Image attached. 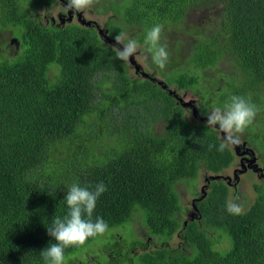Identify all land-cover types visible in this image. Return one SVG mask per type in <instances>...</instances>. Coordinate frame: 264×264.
<instances>
[{
    "label": "trees",
    "instance_id": "trees-1",
    "mask_svg": "<svg viewBox=\"0 0 264 264\" xmlns=\"http://www.w3.org/2000/svg\"><path fill=\"white\" fill-rule=\"evenodd\" d=\"M112 1L105 3L115 14L105 27L108 43L95 24L61 26L33 16L35 8L53 9L54 0H0V264H45L40 252L55 243L47 226L67 214L68 187L100 182L107 191L92 219L102 217L108 229L65 249V264H264V182L254 185L250 210L230 214L231 188L212 181L198 204L201 218L187 226L180 221L177 183L193 188L202 169L223 173L235 162V145L218 151L221 132L188 121L156 78L167 74L166 84L179 92L218 93L212 108L242 95L264 112V0ZM156 24L162 37L183 34L173 40L189 50L188 64L168 47L166 67L149 60L145 77L130 61L117 60L112 46H119L117 34L132 39L138 27L134 38L148 49L145 34ZM161 116L171 126L158 136L153 129ZM263 119H255L246 138L262 167ZM137 209L147 235L161 244L151 253L136 231ZM178 233L185 242L173 246ZM138 247L144 252L134 254Z\"/></svg>",
    "mask_w": 264,
    "mask_h": 264
},
{
    "label": "clouds",
    "instance_id": "clouds-1",
    "mask_svg": "<svg viewBox=\"0 0 264 264\" xmlns=\"http://www.w3.org/2000/svg\"><path fill=\"white\" fill-rule=\"evenodd\" d=\"M93 2L94 0H67V6H64L60 0V6L66 12H80L91 7ZM162 32L163 26L156 24L147 30L144 41L148 45V52L151 54L152 62L160 69H164L169 60L167 44L161 43ZM114 40L115 44L119 45L112 46L117 60L128 62L131 57L137 54V41L135 39H126V33L117 34ZM172 93L175 94L174 91H170V94ZM262 96L264 97L263 92ZM257 111L256 105L251 103V97L242 95H232L223 108L217 107L213 109L207 115L205 127L215 129L219 126V131L224 134V139L217 150L223 152L226 147L238 143V134L243 133L252 124ZM213 147L215 145H209V149ZM244 163L247 164L245 161ZM241 169L242 163L239 170ZM239 170H237L238 174L240 173ZM206 181L207 178H205V185H207ZM210 184H208L206 190L207 196L209 194L208 191H210ZM106 191L107 188L103 182L95 186H81L79 183H73L68 187L64 199L68 209L67 214L63 218L55 215L50 225L47 226L48 235L54 238L55 243L49 244L48 247L40 252L45 264H65V249L83 245L89 238L101 235L107 231L108 224L102 217H97L95 220L92 219L97 200ZM203 195L204 191L202 190L200 198ZM200 201L202 200H196L192 206L198 208ZM226 207L230 214H239L242 211V206L236 203H228ZM182 212L179 219L185 226L192 220L201 218L199 216V208L198 213L187 220H184ZM195 216L197 217L194 218ZM160 246L161 244L159 243L155 248ZM153 251L150 245L148 252L151 253Z\"/></svg>",
    "mask_w": 264,
    "mask_h": 264
},
{
    "label": "rangeland",
    "instance_id": "rangeland-1",
    "mask_svg": "<svg viewBox=\"0 0 264 264\" xmlns=\"http://www.w3.org/2000/svg\"><path fill=\"white\" fill-rule=\"evenodd\" d=\"M109 1L110 0H102V1L94 0L93 5L91 7L80 11V13L82 14L81 17L83 20L88 21V22H92V24L97 25L105 33L106 36L109 33V31L105 28L106 23L108 22V19L110 17L115 16L113 11H111V10L109 11L106 9L107 4L105 5V3L109 2ZM96 2H97V4H96ZM111 2H113V1L111 0ZM116 2H117V0L114 1V3H116ZM54 3H55V6L53 9H46V8L37 9V8H35L33 16L34 17L40 16L43 19H45L46 17H52L51 15L56 17L57 14L61 13L65 16H67V18H69L68 11L67 12L64 11L63 7L60 6L59 0H54ZM100 9L105 10L106 12L104 14H102L100 12ZM195 19H196V17H195ZM198 20L200 22L199 18H198ZM75 22H78L79 24L82 25L81 21L79 19H77V17H74L72 21L66 20L63 23H59L58 25L63 26L66 23L74 24ZM92 24L90 26H92ZM90 26H88V27H90ZM139 32H142L141 28L136 27L132 31V35H133L132 39L137 38ZM126 36H130V35L126 34ZM168 37H170L169 32H168L167 36L162 37V40L164 41V43L167 44V47L172 48V49L177 48L181 52V56H178V58H180L181 60H184L183 63H181V64L187 65L188 61L185 59L188 58L189 50L187 48L186 49L183 48L182 50H180L173 40L174 38L181 39L183 37V34H181V33L175 34L174 33L173 39H171V38L168 39ZM161 43H162V41H161ZM136 59H137V62L139 63V65H141L143 67V70L145 73H147L148 70H151V67L149 65V60H151V54L148 52L146 45H144V44L139 45L138 44L137 58ZM220 65L227 69L228 67H230L231 64H230L229 60H224L221 62ZM165 73H166V71H165ZM210 73H212V72L211 71H209L207 73L203 72V74H210ZM130 74H135V72L133 71L132 68H130ZM165 75H167V74H165ZM165 75L161 74L160 72L158 73L159 79L162 80L163 82L167 83L165 81ZM203 84H206L208 86L210 83L207 81H204ZM221 89H222V87H221ZM170 90H176L178 92V94L180 95V100L183 99L185 101V104L191 103L192 101L195 103L197 108H194L192 105H190L189 107H186L183 105L185 108V114H186L185 118L192 123L197 122L195 116L193 115L194 110H195V114L199 113L201 116L207 117V115L213 109H215V107L214 108L211 107L210 102H212L213 99L215 100L218 97V93H216L214 97L205 98L201 95L202 91L191 92L188 90L187 91L184 90L183 92L182 91L179 92L176 86H171ZM263 94H264V91H263ZM200 106H204V111H200V109H199ZM205 106H207V107H205ZM215 106L219 107L220 105L218 103H216ZM261 116H264V112L257 113L252 123L256 122L255 119L257 117H261ZM175 118L176 117H172V120H175ZM200 121H201V119H200ZM262 122H263V124H262L263 126H261V128H262V131H264V119L262 120ZM170 126H171L170 121L168 119L166 120L164 117L161 116L160 120L157 122L153 131L156 135L163 136L168 132ZM248 127L244 130V132H246V135L244 133H240L239 134L240 137L251 136L252 131L254 130V127H256V125L255 124H254V126L249 125ZM221 138H222V136H221ZM261 142H264V141H261ZM239 144H240V147L242 148V150H239L237 152L235 150V148L233 147L234 153L236 155L235 162L229 167V169H227L223 173L215 175L212 173H207L206 170L202 169L199 173V175H200L199 179L197 180V183L193 188H192V185H193L192 182L190 183L187 181H185V182L180 181L177 183L176 192L180 197V206H181L180 210H184L182 212V216H183L184 220L192 218L196 213H198V208L193 207L192 205H194V202L196 200H199V199L202 200L203 199V196L200 198V193H202V190L204 188L205 178H211V177H217V176L222 177L220 180H224L228 185L231 186L229 203H236V204L241 205L242 211L240 213H245L246 211L250 210V208L254 205L255 200L257 198V193L254 191V185L255 184H261L264 182V178H260L261 176H264V167H262V165L260 166V164L258 163V158L256 156L257 153L255 154V152H253L251 149L248 148V150H245V151H248V154L245 156H241V157H242V159L249 158L248 155L252 154V155H250L252 158L253 157L257 158V162H256V164H254L257 166L252 168V170H247L243 173H239V181H236V177L234 176V172L236 169L240 168V159H239V157H237V155L240 156L244 151L243 148L245 149L246 148L245 146L247 145L246 143L242 142V140H240V139H239ZM247 165H248V162H247ZM258 175H259V177H258ZM137 210H138V212L135 214V219L138 221V226H136L137 227L136 231H139V233H140V231L143 233H144V231L146 233H148L147 228L144 226V213L141 209H137ZM135 219H133L131 222L135 223L136 222ZM141 225H143V227ZM125 232H126L125 235H127L128 232L127 231H125ZM213 232H208V235L214 237L215 232L214 233ZM179 233L177 235H175L174 239L171 241L173 246H178V245H181L185 242L184 239H179V237H178ZM148 240H149V243H148ZM144 243L151 245V250L153 248H155L157 245H159V241L150 235H148V237H145ZM186 251H187V253H192V249L190 247H188V250H186ZM136 252H139V251L137 250Z\"/></svg>",
    "mask_w": 264,
    "mask_h": 264
},
{
    "label": "water",
    "instance_id": "water-1",
    "mask_svg": "<svg viewBox=\"0 0 264 264\" xmlns=\"http://www.w3.org/2000/svg\"><path fill=\"white\" fill-rule=\"evenodd\" d=\"M81 16H82V14H81V13H78L79 20L81 21V23H82L83 25L90 26V25L92 24V22H88V21L83 20ZM66 20H69V21H72V20H73V12H72V11H69V19L67 18V16H65V17H64V20H63L62 22H65ZM97 27H98V26H97ZM98 29H99V32H100V34L102 35L103 39H105L106 42L111 43V42H112L111 38L108 37V35L106 36L105 33H104L99 27H98ZM107 33H108V32H107ZM136 58H137V54H135L133 57H131V58L129 59L131 65L136 69L137 73L142 72V74H143L145 77H148L149 75L143 71V67H142L141 65H139V63L137 62V59H136ZM153 80H155V79H153ZM160 85H162V88H164V89H167V88H168L167 85H163V82H162V81L160 82ZM172 94H173V93H172ZM179 101L181 102L180 99H179ZM190 105H191V103L184 104V106H186V107H189ZM182 106H183V105H182ZM184 106H183V107H184ZM194 112H195V110H194ZM218 127H219V126H217L216 129H218ZM218 130H219V129H218ZM221 136H222V139H224V134H223L222 132H221ZM234 145H235V148H236L235 150L238 152L239 149H240V147H239V146H240L239 142L236 143V144H234ZM252 153H253V152H252ZM247 154H248V151L243 152L240 156H245V155H247ZM244 161L248 162V165L245 164ZM256 162H257V158H255V157L252 158L251 156H249V158L242 159V169L239 170L240 173H243V172H245V171H247V170H249V169H252V168L256 167L257 165H254V164H256ZM235 177H236V181H239V174H238V171L235 173ZM221 178H222V177H219V176H217V177L207 178V181H206V182H207V185H205L204 188H203V191H204L203 199H205L206 196H207L206 190H207V188H208V184H210L212 181H219ZM260 178H264V176H261ZM203 199H202V200H203Z\"/></svg>",
    "mask_w": 264,
    "mask_h": 264
},
{
    "label": "flooded vegetation",
    "instance_id": "flooded-vegetation-1",
    "mask_svg": "<svg viewBox=\"0 0 264 264\" xmlns=\"http://www.w3.org/2000/svg\"><path fill=\"white\" fill-rule=\"evenodd\" d=\"M59 2H60V0H59ZM61 3L64 5V6H67V0H61ZM73 12V11H72ZM78 13H80V12H73V18L74 17H77V19H79V17H78ZM52 17H46L44 20L46 21V23L48 24V22L50 23V22H52V24H55V25H57V24H59V23H63L62 21L64 20V16L65 15H63V14H61V13H59V14H57L56 15V17H54L53 15H51ZM68 16H69V11H68ZM69 19V18H68ZM156 78H157V82H161L162 80H160L159 79V76H156ZM163 82V81H162ZM163 85H167L165 82H163ZM167 90L166 91H168V93L170 92V91H174L175 92V94H173V97H174V99L176 100V101H178V105L180 104L181 106L182 105H184L185 104V101L183 100V99H181V102L179 101V99H180V95L178 94V92L176 91V90H170V87L167 85ZM170 94V93H169ZM186 104H188V103H186ZM191 105L194 107V108H197V106L195 105V103L192 101L191 102ZM205 107H207V106H205ZM209 108V107H208ZM200 111H204V106H200ZM206 109V108H205ZM208 112V111H207ZM193 115L195 116V118L196 119H201V121L202 122H204V124H206V118L207 117H203V116H201L199 113H196L195 114V112L193 111ZM201 116V117H200ZM206 116V115H205ZM245 135H246V133H245ZM248 136H243V138H241V140H242V142H244V143H248L247 141H246V138H247ZM240 147V146H239ZM246 148L244 149L243 148V152H246L245 150H248V148L250 149V147H248V145H246L245 146ZM239 150H242V148L240 147V149ZM250 154V153H249ZM250 155H252V154H250ZM256 156H257V158H258V163L260 164V166H261V162H260V160H259V155L258 154H256ZM237 157H239V159H240V168H241V163H242V157L241 156H238L237 155ZM246 162V161H245ZM237 170H239V169H236L235 170V172H234V174L236 173V171ZM258 177H259V175H258ZM230 188H231V186H229ZM197 216H195L194 218H196ZM146 236H145V235ZM141 237H142V239H145V237H148V235H147V233L144 231V233L142 232V234H141ZM148 242H149V240H148ZM106 247V246H105ZM149 249H150V245H149ZM139 251V252H136V251ZM107 251V249L106 248H104L101 252H104L105 254H108V256L109 257H113L114 256V254L111 252V251H108V253L106 252ZM143 251H144V249L142 248V247H138V248H136L135 250H134V254L136 253V254H140V253H143Z\"/></svg>",
    "mask_w": 264,
    "mask_h": 264
}]
</instances>
